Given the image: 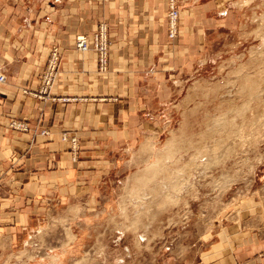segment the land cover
<instances>
[{
    "label": "rangeland",
    "instance_id": "374dc122",
    "mask_svg": "<svg viewBox=\"0 0 264 264\" xmlns=\"http://www.w3.org/2000/svg\"><path fill=\"white\" fill-rule=\"evenodd\" d=\"M211 1L230 29L160 129L72 207L70 229L42 222L0 264H264V0L197 3Z\"/></svg>",
    "mask_w": 264,
    "mask_h": 264
},
{
    "label": "crops",
    "instance_id": "0c3cea01",
    "mask_svg": "<svg viewBox=\"0 0 264 264\" xmlns=\"http://www.w3.org/2000/svg\"><path fill=\"white\" fill-rule=\"evenodd\" d=\"M198 1L179 0L180 10L177 0L182 33L170 39L167 0H0V252L45 221L70 229L72 207L96 193L109 171L129 165L135 142L164 124L207 40L230 29L228 20L211 19L220 7ZM101 23L111 40L105 74L93 50L74 46L77 35L91 36ZM52 47L58 77L40 96ZM12 121L26 129L11 128Z\"/></svg>",
    "mask_w": 264,
    "mask_h": 264
},
{
    "label": "built area",
    "instance_id": "2783aa9c",
    "mask_svg": "<svg viewBox=\"0 0 264 264\" xmlns=\"http://www.w3.org/2000/svg\"><path fill=\"white\" fill-rule=\"evenodd\" d=\"M167 27L168 37L174 39L179 34V9L176 0H167ZM74 46L77 50L85 52L93 50L96 56L97 72L105 74L108 71L110 40L108 28L105 23L98 24L96 31L91 36L77 35L74 39ZM60 56L57 47H52L49 50L48 58L43 72L40 74V89L37 93L40 96H47L49 90L54 86L59 72ZM5 75L0 72V84H4ZM69 99V98H68ZM61 101H66L67 98H61ZM11 128L16 130L26 129L24 124L17 121H12ZM66 140L67 136L63 135ZM72 151L76 150V139L68 138Z\"/></svg>",
    "mask_w": 264,
    "mask_h": 264
},
{
    "label": "bare ground",
    "instance_id": "6f19581e",
    "mask_svg": "<svg viewBox=\"0 0 264 264\" xmlns=\"http://www.w3.org/2000/svg\"><path fill=\"white\" fill-rule=\"evenodd\" d=\"M225 124V123H224ZM175 144V143H174ZM167 149V148H166ZM172 150V149H171ZM166 152V151H165ZM160 167V166H159Z\"/></svg>",
    "mask_w": 264,
    "mask_h": 264
}]
</instances>
